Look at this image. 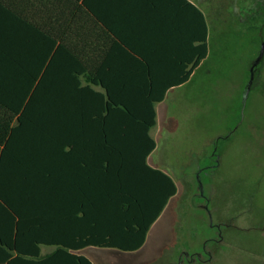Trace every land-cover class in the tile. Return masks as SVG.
Wrapping results in <instances>:
<instances>
[{
    "label": "trees",
    "instance_id": "1",
    "mask_svg": "<svg viewBox=\"0 0 264 264\" xmlns=\"http://www.w3.org/2000/svg\"><path fill=\"white\" fill-rule=\"evenodd\" d=\"M200 17V40L194 46L199 54L189 62V71L199 64L202 67L210 51L209 25L202 9ZM55 61L49 55L16 56L0 49V257L8 264L27 255L43 258L39 264H50L51 254H41L42 244L57 245L58 252L68 254V249L88 245L137 251L179 190L174 176L147 164L148 149L143 154L146 171L141 175L115 168L114 152L100 162L104 154L96 151H64V146L78 145L74 131L97 129L99 122L93 116L104 111L125 114L126 122L127 116L135 117L140 122L131 125L142 126L150 151L154 150L156 141L149 136L157 124L154 103L162 101L167 90H144L148 99L129 105L111 88L104 92L81 86L71 66L64 74ZM89 79L96 84L92 74ZM116 140L106 135L104 145L114 146ZM86 144L99 145L98 138L88 136ZM78 178H89L88 185L78 184ZM68 193L88 196L86 201L70 199L83 200L78 208L83 215L77 223L83 231L71 235L64 226L72 220L68 214L78 212L67 206ZM95 194L102 196L93 199ZM73 235L76 241L70 240ZM70 255L94 264L85 256Z\"/></svg>",
    "mask_w": 264,
    "mask_h": 264
},
{
    "label": "rangeland",
    "instance_id": "2",
    "mask_svg": "<svg viewBox=\"0 0 264 264\" xmlns=\"http://www.w3.org/2000/svg\"><path fill=\"white\" fill-rule=\"evenodd\" d=\"M212 1L210 51L199 79L158 105L152 130L159 135L155 156L175 177L178 194L141 249L85 250L96 264H163L175 248L178 225L181 247L203 243L208 251L216 241L210 231L227 221L217 217V207L237 214L231 227L240 231L235 249L233 243L218 246L221 264H264L255 246L264 212V61L246 103L242 98L264 38V0ZM225 237L230 241L228 232ZM195 246L189 250H201Z\"/></svg>",
    "mask_w": 264,
    "mask_h": 264
},
{
    "label": "crops",
    "instance_id": "3",
    "mask_svg": "<svg viewBox=\"0 0 264 264\" xmlns=\"http://www.w3.org/2000/svg\"><path fill=\"white\" fill-rule=\"evenodd\" d=\"M210 2L213 1L0 0V49L16 56H53L56 58L54 66L64 74L69 73V67H72L71 71L74 72L71 74L78 76L81 86L91 85L102 91L111 88L122 103L129 105L147 100L148 93L144 90L166 89L164 99L154 103L158 116V105L172 100L183 88L192 87L194 81L199 79L200 64L189 71V62L199 54V49L195 51L194 46L200 40L201 9L209 25L210 39ZM69 60L73 62L72 65H69ZM187 72L190 73L184 81ZM89 74L93 75L96 84L90 82ZM124 116L114 111L93 116L99 122L98 128L74 131L79 135L78 145L64 146V151L68 153L77 149L80 154L96 151L104 154L99 157L100 162H104L108 152H114L117 155H112L111 161L115 168L134 170L141 175L146 171L143 154L149 150L147 164L167 172L165 165L155 156L159 148V135L158 132L153 134L152 130L157 124L149 131V136L156 141V148L150 151V140L145 130L142 126L131 125V122L140 121L127 116L126 122L122 120ZM106 135L117 138L116 145H104ZM88 136L98 138L99 145L86 144ZM72 157L71 161L75 163V155ZM79 157V161L83 159L81 155ZM88 180L75 179L80 185H88ZM96 182L94 178V184ZM66 196L69 202L67 206L78 213L68 214L67 218L72 220H67L64 231L70 235L82 232L77 223L83 215V211L78 209H81L83 200L77 202L70 199L86 201L88 196L86 193H68ZM100 196L95 194L93 199ZM69 238L76 241L74 235ZM40 247L43 256L51 254L50 264H86L70 253L85 256L96 264L85 250L113 248L88 245L68 249V254L58 252L57 245L42 244ZM32 248L35 249L36 245L33 244ZM42 259L27 255L14 261L16 264H39ZM0 264H8V261L0 257Z\"/></svg>",
    "mask_w": 264,
    "mask_h": 264
},
{
    "label": "flooded vegetation",
    "instance_id": "4",
    "mask_svg": "<svg viewBox=\"0 0 264 264\" xmlns=\"http://www.w3.org/2000/svg\"><path fill=\"white\" fill-rule=\"evenodd\" d=\"M263 40H264V38L262 39V41ZM263 61H264V57L262 58L261 62L256 66V69H255L257 80H258L259 73H260V67H261L260 64ZM214 211L216 212L217 217L226 218V220L228 221V222L224 221L225 224L217 225L218 230L215 229L216 231L215 230L210 231V232H214L216 235L213 237V239L216 240L213 244L214 246L212 248L209 247L210 250H208V251H207V245L203 244V243L196 245V242H189L188 246H186V248L181 247L180 240L183 236V226L178 225L176 230H175L176 237H177L176 238L177 240L175 243L176 244L175 248L171 251L170 255H168L166 257V260L163 264H183L184 261H187L188 263L189 262L195 263V261H197L198 264H217V263L221 264V261L218 259L217 255L219 254V251L222 249H221V247H218V246L220 244L224 245V244H232L233 243V245H231V246L235 249L236 248L235 246L237 245V243L234 242L233 239L235 237L236 241L240 240V231L236 230V229L234 230L233 228H235V227H231V226H233V222H234L233 219L235 216H237V214L235 216H232L233 212L228 211V213H226L224 209L218 208V207L216 209L214 208ZM239 214H241V213H239ZM261 216H262V222L260 225H257V232H259V236L256 235L257 240H256L255 246L257 248L256 249L257 255L261 258H264V212H263V215H261ZM225 232H228L230 234V241L226 240ZM195 245L199 246L201 248V250L193 251V250H195V248H193V247L191 250H189V246H195ZM248 245H251V242ZM229 249H230V247H229ZM194 252H196V253H194ZM199 253L206 254V256L204 255L205 258H203L202 255L200 256ZM190 254L192 257H190Z\"/></svg>",
    "mask_w": 264,
    "mask_h": 264
},
{
    "label": "water",
    "instance_id": "5",
    "mask_svg": "<svg viewBox=\"0 0 264 264\" xmlns=\"http://www.w3.org/2000/svg\"><path fill=\"white\" fill-rule=\"evenodd\" d=\"M263 57H264V40L261 43V48H260L259 54L254 59L252 65H251V68H250V71H251L250 78H249V81L247 83V86L244 89L243 97H242L244 103H246L248 94H249L250 90L252 89V87L254 85V82H255V78H256L255 69H256V66L261 62Z\"/></svg>",
    "mask_w": 264,
    "mask_h": 264
}]
</instances>
